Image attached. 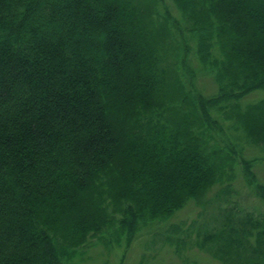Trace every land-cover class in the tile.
<instances>
[{
  "label": "trees",
  "instance_id": "obj_1",
  "mask_svg": "<svg viewBox=\"0 0 264 264\" xmlns=\"http://www.w3.org/2000/svg\"><path fill=\"white\" fill-rule=\"evenodd\" d=\"M172 2L177 16L159 0H0V264L130 241L226 199L228 183L206 196L237 162L264 202L255 158L223 138L225 122L264 152V97L240 102L264 89V0ZM191 56L215 94L194 87Z\"/></svg>",
  "mask_w": 264,
  "mask_h": 264
},
{
  "label": "rangeland",
  "instance_id": "obj_2",
  "mask_svg": "<svg viewBox=\"0 0 264 264\" xmlns=\"http://www.w3.org/2000/svg\"><path fill=\"white\" fill-rule=\"evenodd\" d=\"M159 1L162 10L178 15L172 0ZM190 65L197 73L194 87L204 95L215 94V81L202 72L192 56ZM188 77L185 75L187 80ZM261 97L264 89L251 92L240 102L243 105ZM223 124L226 130L223 138L235 144L239 161L255 158L252 170L264 184V152L248 143L242 132L227 129L226 123ZM227 183L230 192L226 199L221 195L203 206L188 201L167 220L139 228L130 241L123 238L115 243L107 238H92L74 264H264V236L257 233L260 231L257 220L264 219V202L246 183L239 162L233 178L214 185L206 197L213 199ZM216 231L222 232L220 240L200 245L208 233Z\"/></svg>",
  "mask_w": 264,
  "mask_h": 264
}]
</instances>
